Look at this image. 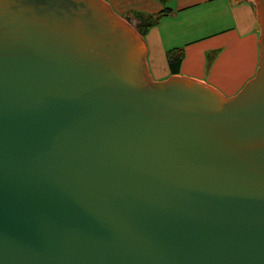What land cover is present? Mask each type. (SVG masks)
Segmentation results:
<instances>
[{
    "label": "water",
    "instance_id": "water-1",
    "mask_svg": "<svg viewBox=\"0 0 264 264\" xmlns=\"http://www.w3.org/2000/svg\"><path fill=\"white\" fill-rule=\"evenodd\" d=\"M233 96L153 81L102 0H0V264H264V0Z\"/></svg>",
    "mask_w": 264,
    "mask_h": 264
},
{
    "label": "crops",
    "instance_id": "crops-1",
    "mask_svg": "<svg viewBox=\"0 0 264 264\" xmlns=\"http://www.w3.org/2000/svg\"><path fill=\"white\" fill-rule=\"evenodd\" d=\"M120 18L132 12L154 14L159 0H102ZM170 12L141 36L145 64L153 81L172 74L166 53L183 49L179 76L208 84L226 96L238 93L254 77L260 27L253 4L244 0H171ZM210 61V62H209Z\"/></svg>",
    "mask_w": 264,
    "mask_h": 264
},
{
    "label": "trees",
    "instance_id": "trees-1",
    "mask_svg": "<svg viewBox=\"0 0 264 264\" xmlns=\"http://www.w3.org/2000/svg\"><path fill=\"white\" fill-rule=\"evenodd\" d=\"M169 1L171 0H159V2L163 5V9L158 13L149 14L136 11L131 13V15H133L136 19L134 28L139 35L144 36L151 27L156 25L162 17L166 16L171 11L167 6ZM183 54V49L181 48L173 49L166 53L168 69L172 75H177L179 73V67L183 59Z\"/></svg>",
    "mask_w": 264,
    "mask_h": 264
},
{
    "label": "rangeland",
    "instance_id": "rangeland-1",
    "mask_svg": "<svg viewBox=\"0 0 264 264\" xmlns=\"http://www.w3.org/2000/svg\"><path fill=\"white\" fill-rule=\"evenodd\" d=\"M129 18L131 20V25H133V28H134V24L136 23V19L133 17V15H129Z\"/></svg>",
    "mask_w": 264,
    "mask_h": 264
}]
</instances>
